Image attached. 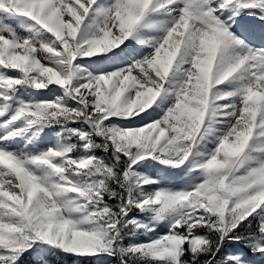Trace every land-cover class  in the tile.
<instances>
[{
	"label": "snow or ice",
	"instance_id": "obj_1",
	"mask_svg": "<svg viewBox=\"0 0 264 264\" xmlns=\"http://www.w3.org/2000/svg\"><path fill=\"white\" fill-rule=\"evenodd\" d=\"M258 44L264 0H0V264H264Z\"/></svg>",
	"mask_w": 264,
	"mask_h": 264
},
{
	"label": "trees",
	"instance_id": "obj_2",
	"mask_svg": "<svg viewBox=\"0 0 264 264\" xmlns=\"http://www.w3.org/2000/svg\"><path fill=\"white\" fill-rule=\"evenodd\" d=\"M235 245H232V247ZM242 247L241 245H239ZM239 248V247H238ZM247 250V249H245ZM31 262V257L26 256L24 259L21 261V264H30ZM59 264H102V262H98L94 259H79L73 256H66L62 260L59 261Z\"/></svg>",
	"mask_w": 264,
	"mask_h": 264
},
{
	"label": "rangeland",
	"instance_id": "obj_3",
	"mask_svg": "<svg viewBox=\"0 0 264 264\" xmlns=\"http://www.w3.org/2000/svg\"><path fill=\"white\" fill-rule=\"evenodd\" d=\"M248 20L252 21L253 19H252V17H250V18H248ZM236 28H237L238 30L241 29L240 31H243L244 28H245V26H243V25H241L240 23H238V27H236ZM258 46H259V45H258ZM260 46H264V45H260ZM178 78H179V77H177V79H178ZM45 132L47 133L48 130L46 129ZM41 135L45 137L44 140L40 141V143L43 145V144L46 143V141H47V136H45V134H43V133H42ZM19 146H20V147H23V146H24L23 142H21ZM203 147H204V145H201V149H203ZM29 148H31L30 145H29ZM143 171L147 172L148 175H154V174H155V171H156V168H155V162H153V165H151V166H147L145 169H143ZM177 171H179V170H177ZM233 247H234V248H238V247H240V246H239V245H235V246H233ZM244 251H245V252H248V250H244ZM248 255L250 256L251 253L248 252Z\"/></svg>",
	"mask_w": 264,
	"mask_h": 264
},
{
	"label": "bare ground",
	"instance_id": "obj_4",
	"mask_svg": "<svg viewBox=\"0 0 264 264\" xmlns=\"http://www.w3.org/2000/svg\"><path fill=\"white\" fill-rule=\"evenodd\" d=\"M247 17H242V18H240L239 20H238V23H240L241 25H243V26H246L248 23H247ZM252 19H254V18H252ZM249 22H251L250 20H248ZM238 23H237V25H236V27L238 26ZM259 45V44H258Z\"/></svg>",
	"mask_w": 264,
	"mask_h": 264
}]
</instances>
